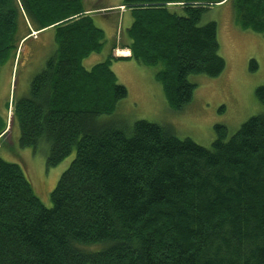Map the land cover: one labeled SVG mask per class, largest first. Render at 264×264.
<instances>
[{"label": "trees", "instance_id": "obj_1", "mask_svg": "<svg viewBox=\"0 0 264 264\" xmlns=\"http://www.w3.org/2000/svg\"><path fill=\"white\" fill-rule=\"evenodd\" d=\"M227 2L241 28L264 35V0H123L133 15L126 57L156 67L172 109L193 99L191 74L226 68L218 24L203 16ZM21 16L36 31L54 27L57 46L9 106L20 145L47 142L49 167L76 154L52 206L0 156V264H264V110L229 137L217 124L210 147L145 118L103 121L128 95L112 68L124 56L114 42L84 65L106 43L84 1L0 0V64L23 53L32 31L19 34ZM256 95L264 105V84ZM7 127L0 116L1 136Z\"/></svg>", "mask_w": 264, "mask_h": 264}, {"label": "rangeland", "instance_id": "obj_2", "mask_svg": "<svg viewBox=\"0 0 264 264\" xmlns=\"http://www.w3.org/2000/svg\"><path fill=\"white\" fill-rule=\"evenodd\" d=\"M121 2L123 0L85 1V6L100 7L103 16L96 17L95 22L104 29L106 36L104 48L84 59L87 68L105 60L114 42L118 46L114 49L116 56H119L118 50L127 48L122 46L128 41L125 29L131 23L127 22L129 16L123 18L122 13L124 9L128 10L132 21L133 15L130 8ZM210 20L218 24L219 52L226 60V68L217 76L191 74L189 79L196 84V89L193 99L186 106L180 110L169 106L162 84L155 77L156 67L123 57L114 59L112 68L118 81L127 86L128 95L118 103L114 113L101 115L100 118L103 121L127 119L130 122L145 118L168 124L178 136L190 137L210 147L217 137V124L228 127L229 137L243 122L261 113L264 105L257 98L256 87L264 84V35L239 26L232 2L211 6L203 16V23ZM18 23L20 35L30 30L23 16ZM54 30L49 28L40 33L38 39L30 38L22 47L20 59L12 57L0 64V116L8 121L4 135H0V156L23 166L34 192L47 206H52L51 193L76 151L73 150L58 165L49 167V144L41 143L37 148L22 147L20 125L13 120L9 106L29 92L32 78L55 51ZM32 35L36 36L37 31H32ZM253 58L258 63L255 69H251Z\"/></svg>", "mask_w": 264, "mask_h": 264}, {"label": "crops", "instance_id": "obj_3", "mask_svg": "<svg viewBox=\"0 0 264 264\" xmlns=\"http://www.w3.org/2000/svg\"><path fill=\"white\" fill-rule=\"evenodd\" d=\"M84 1V3H85V1L87 2V3H89V0H83ZM91 2V1H90ZM122 3V2H121ZM121 3L120 4H118V5H121ZM94 4V3H93ZM85 5V4H84ZM85 10H86V12H88V13H90V14H92V16H93V18H94V20H95V18L96 17H98V16H103V14L102 13H100V7H97V6H85ZM130 13H128V10H123V13H122V15H123V18L125 17V16H129V18H128V20H127V22L128 23H132V20H131V15H129ZM25 20L26 21H28V18L26 19L25 18ZM96 23V22H95ZM27 24H28V26H30V29L32 30V31H35L33 28H32V25L29 23V21L27 22ZM98 27H100L99 25H97ZM130 26V25H129ZM49 28H54V27H52V26H50ZM49 28H45V29H43V30H38L37 31V35L35 36V35H32V36H30V34L27 36V37H25L24 38V40H25V42H24V44L30 39V38H36V39H38L39 38V35H40V33H42L44 30H46V29H49ZM28 32V31H27ZM26 32V33H27ZM54 37H55V30H54ZM125 49H128V48H125ZM111 50H112V48H111ZM129 50V49H128ZM126 52H128L127 50H126ZM130 52V51H129ZM93 53V52H92ZM83 63H84V61H83Z\"/></svg>", "mask_w": 264, "mask_h": 264}, {"label": "bare ground", "instance_id": "obj_4", "mask_svg": "<svg viewBox=\"0 0 264 264\" xmlns=\"http://www.w3.org/2000/svg\"><path fill=\"white\" fill-rule=\"evenodd\" d=\"M125 53V52H124Z\"/></svg>", "mask_w": 264, "mask_h": 264}]
</instances>
